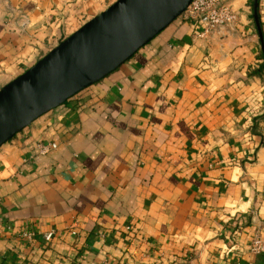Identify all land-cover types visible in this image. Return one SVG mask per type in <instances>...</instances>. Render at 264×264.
<instances>
[{"label":"crops","instance_id":"obj_1","mask_svg":"<svg viewBox=\"0 0 264 264\" xmlns=\"http://www.w3.org/2000/svg\"><path fill=\"white\" fill-rule=\"evenodd\" d=\"M6 1L0 88L116 0ZM226 1L232 30L181 15L0 147V264H264V36Z\"/></svg>","mask_w":264,"mask_h":264},{"label":"water","instance_id":"obj_2","mask_svg":"<svg viewBox=\"0 0 264 264\" xmlns=\"http://www.w3.org/2000/svg\"><path fill=\"white\" fill-rule=\"evenodd\" d=\"M193 0H116L0 88V147L99 82L179 18ZM263 40L259 0H252ZM263 52H264V41Z\"/></svg>","mask_w":264,"mask_h":264},{"label":"built area","instance_id":"obj_3","mask_svg":"<svg viewBox=\"0 0 264 264\" xmlns=\"http://www.w3.org/2000/svg\"><path fill=\"white\" fill-rule=\"evenodd\" d=\"M3 5H7L12 11H15L6 0H0V7ZM182 16L199 27L202 37L232 30L237 19L236 14L231 10L226 0H193ZM19 18L21 27L26 28L29 25V17L21 13ZM57 147L58 144L55 142L40 141L35 145L36 157L46 156L57 149ZM54 235V231L45 233V240L47 242L51 241ZM33 236L34 233L30 231L22 233V237L26 239H32ZM252 250L256 253L264 252V241H262L260 236H256L253 239Z\"/></svg>","mask_w":264,"mask_h":264},{"label":"rangeland","instance_id":"obj_4","mask_svg":"<svg viewBox=\"0 0 264 264\" xmlns=\"http://www.w3.org/2000/svg\"><path fill=\"white\" fill-rule=\"evenodd\" d=\"M104 8H105V7H104ZM106 9H107V8H106ZM106 9H105V10H106ZM85 19H86V17L84 18V21H85ZM91 19H92V18L88 19V21L91 20ZM86 22H87V21H86ZM86 22H85V23H86ZM85 23H84V24H85ZM84 24H83V25H84ZM83 25H81V26H83ZM81 26H80V27H81ZM80 27H79V28H80ZM79 28H78V29H79ZM78 29H77V30H78Z\"/></svg>","mask_w":264,"mask_h":264},{"label":"trees","instance_id":"obj_5","mask_svg":"<svg viewBox=\"0 0 264 264\" xmlns=\"http://www.w3.org/2000/svg\"><path fill=\"white\" fill-rule=\"evenodd\" d=\"M260 24H261V22H260ZM262 26V25H261ZM262 34H263V36H264V33H263V31H262Z\"/></svg>","mask_w":264,"mask_h":264}]
</instances>
